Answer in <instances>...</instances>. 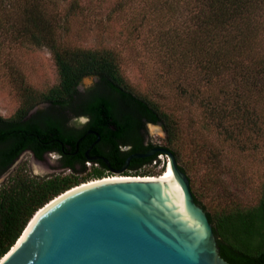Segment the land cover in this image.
<instances>
[{
    "label": "trees",
    "instance_id": "trees-1",
    "mask_svg": "<svg viewBox=\"0 0 264 264\" xmlns=\"http://www.w3.org/2000/svg\"><path fill=\"white\" fill-rule=\"evenodd\" d=\"M10 1L9 8L17 5L22 9V25L9 30L7 15L1 13L7 8L0 6L1 32L14 29L11 33L16 40L30 37L35 45L49 47L59 81L42 92L25 86L23 102L15 114L8 118L0 115V169L30 148L40 159L50 151L59 152L69 172L39 176L18 168L0 185V259L16 243L33 215L50 200L76 185L111 173L103 159H89L85 154L98 133L80 142V153L74 156L78 141L88 134L78 133L75 126L67 123L73 115L86 113L92 117L88 125L102 135L103 147L96 152L103 153L118 169L130 154L153 147L138 139L143 119L160 123L166 133L162 145L175 154L189 176L195 200L205 208L213 224L221 255L232 264H264V174L261 195L254 205L233 203L208 209L194 187L193 167L183 160L177 145L184 133L180 118L133 90L121 72L118 52L108 46L70 44L60 36L56 15L49 19L45 16L43 0H24V5L18 0ZM150 2L157 10L158 5H163L179 19L178 27L171 24L166 29L161 54L168 72L174 71L181 79L177 89L188 93L192 75L193 95L199 98L198 106L207 124L243 150L264 149V0ZM167 19L163 18V27L171 17ZM86 76H95L97 81L83 92L79 84ZM41 103L49 105L27 119ZM110 123L116 129H109ZM197 139L192 142V161L208 164L209 150ZM125 145L130 147L125 149ZM158 155L133 158L124 174H150L141 169Z\"/></svg>",
    "mask_w": 264,
    "mask_h": 264
},
{
    "label": "rangeland",
    "instance_id": "rangeland-1",
    "mask_svg": "<svg viewBox=\"0 0 264 264\" xmlns=\"http://www.w3.org/2000/svg\"><path fill=\"white\" fill-rule=\"evenodd\" d=\"M42 3L48 19L56 15L60 36L76 46L113 47L119 54L121 72L133 90L154 99L180 118L184 133L177 145L183 160L193 167L194 187L208 209L258 202L264 174V149L243 150L213 130L198 106L199 98L193 95L192 75L188 79L190 90L181 92L176 87L181 79L174 71L168 72L163 63L164 33L171 24L178 27L176 14L172 16L163 5H158V10L153 8L150 0H43ZM0 6L7 8L1 13L7 15L9 30H17L22 25V9L17 5L9 8L10 0H0ZM168 17H171L170 22L163 27V18L166 21ZM11 32L5 34L0 30V115L6 118L13 116L21 106L25 86L42 92L59 81L49 47L35 45L30 37L16 40ZM96 81L95 76H86L79 89L86 90ZM159 126L150 125L149 130L154 142L163 146L166 133ZM195 137L209 150L208 164L192 161ZM18 168L39 176L69 172L61 167L57 157L47 155L40 159L26 152L7 174H0V185ZM164 169L159 164L143 167L142 171L158 176L164 174Z\"/></svg>",
    "mask_w": 264,
    "mask_h": 264
},
{
    "label": "water",
    "instance_id": "water-1",
    "mask_svg": "<svg viewBox=\"0 0 264 264\" xmlns=\"http://www.w3.org/2000/svg\"><path fill=\"white\" fill-rule=\"evenodd\" d=\"M156 153L167 156L170 176L97 178L62 192L33 215L0 264H232L221 255L207 211L169 148L134 152L119 169L104 156H86L124 175L133 158Z\"/></svg>",
    "mask_w": 264,
    "mask_h": 264
},
{
    "label": "flooded vegetation",
    "instance_id": "flooded-vegetation-1",
    "mask_svg": "<svg viewBox=\"0 0 264 264\" xmlns=\"http://www.w3.org/2000/svg\"><path fill=\"white\" fill-rule=\"evenodd\" d=\"M96 83V82H95ZM80 85V84H79ZM95 85V84H94ZM93 85V86H94ZM93 86H91L90 88H92ZM90 88H87L86 90H83V92L87 91L88 89ZM82 91V90H81ZM41 104H44L43 107L41 108H44L46 107L47 105L49 104H45V103H41ZM41 108H38V109H41ZM37 109V110H38ZM33 110V109H32ZM30 111L29 112V115L27 117L28 118H32L35 114V111ZM92 117L90 114H86V113H81V114H77V115H73L72 118H71V121L68 122L67 124L69 126H75L77 129H78V133H81V132H85L88 134L86 137L83 136L81 137L80 141H78L77 143V150L74 152V156L76 157L77 155H79L80 153V150H81V147H80V142L82 143H85V140L88 138L89 135H92V134H97L98 138L96 140H93L89 146H87L86 150H85V154L87 153L88 151V154L89 155H92V156H99V157H106L103 153H98L96 152L99 148L101 149L103 147V143H102V135L100 134V132L96 129H94L93 127L89 126L88 124L90 123ZM144 120V123L143 125L141 126V128L139 129V134H140V137H138V139L144 144V145H153V147H156V146H159L157 145V143L154 142V140L152 139V136L150 134V124L153 123V124H156V125H161L160 123H154V122H151V121H148L146 119H143ZM162 126V125H161ZM108 128L109 129H116V126L114 123H110L108 124ZM138 134V133H137ZM137 137V136H136ZM130 147V145H125L124 148L125 149H128ZM152 147V148H153ZM30 152L32 154H34L36 156V154L34 153V151L30 148H27V149H24L22 152ZM21 152V153H22ZM20 153V154H21ZM51 156V157H57V160L59 161L61 167H63V164H62V161L61 159L64 157L63 155H61L59 152H56V151H50L48 153H46L44 155L45 156ZM37 157V156H36ZM43 157V158H44ZM18 157L15 158V160L17 159ZM39 158V157H38ZM14 162H12L10 165L0 169V174H3L5 173L7 170H9V168L12 166ZM64 168V167H63ZM115 169H118V168H115ZM111 172V170H110Z\"/></svg>",
    "mask_w": 264,
    "mask_h": 264
},
{
    "label": "bare ground",
    "instance_id": "bare-ground-1",
    "mask_svg": "<svg viewBox=\"0 0 264 264\" xmlns=\"http://www.w3.org/2000/svg\"><path fill=\"white\" fill-rule=\"evenodd\" d=\"M172 174V169H171V166H170V164H169V166H168V168L166 169V171L164 172V174H162L163 176V178H167L168 176H170ZM128 176H132V175H111V176H105L104 178L105 179H103V180H111V179H120V178H131V177H128ZM146 176V175H145ZM157 176V175H156ZM140 178L142 177V176H139ZM145 178H155V175L153 176V175H149V176H146ZM99 181H101V180H95V179H93V180H90L89 182L87 181V182H84V183H82V184H80V185H78V187H80V186H84V185H87V184H91V183H95V182H99ZM74 189L75 188H77V187H73ZM55 201V199H53L52 200V202H54ZM47 206H49V203H48V205ZM42 210H44V209H41V211ZM41 211H38V212H41ZM38 214V213H37Z\"/></svg>",
    "mask_w": 264,
    "mask_h": 264
},
{
    "label": "built area",
    "instance_id": "built-area-1",
    "mask_svg": "<svg viewBox=\"0 0 264 264\" xmlns=\"http://www.w3.org/2000/svg\"><path fill=\"white\" fill-rule=\"evenodd\" d=\"M158 156H159V158L154 159V160L152 161V163H150V164H146V165H144L143 167H146V166H148V165H149V166H156V165L162 164V167H163V168L165 167V169H166V168H167V165H168V158H167V156H166L165 154H163V153H159ZM164 156L166 157V160H165V157H164ZM160 158L162 159L163 163H161V159H160ZM165 163H166V165H165ZM87 165L90 167V166L92 165V162H91L90 160L87 161ZM143 167H142V168H143ZM165 169H164V170H165ZM164 170H163V171H164ZM141 171H142V169H141ZM111 175H118V174H115V173H112V172H111V173H107L105 176H108V177H109V176H111ZM130 175H132V176H145V175H146V176H149V175H153V176H154L155 174H151V173H150V174H130ZM158 175H160V174H158ZM105 176H104V177H105ZM155 176H156V175H155ZM104 177H103V178H104ZM94 179H97V178H94ZM91 180H93V179H91ZM89 181H90V180H89Z\"/></svg>",
    "mask_w": 264,
    "mask_h": 264
}]
</instances>
